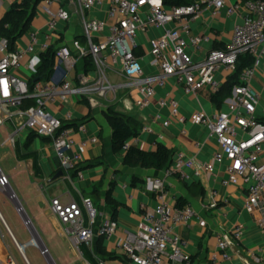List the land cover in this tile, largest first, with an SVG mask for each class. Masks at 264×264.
Here are the masks:
<instances>
[{"label":"built area","instance_id":"2783aa9c","mask_svg":"<svg viewBox=\"0 0 264 264\" xmlns=\"http://www.w3.org/2000/svg\"><path fill=\"white\" fill-rule=\"evenodd\" d=\"M22 1L16 0L15 3ZM59 3L61 0L44 1L43 10L49 17L46 31L29 33V42L24 49L18 47L11 52L8 40L0 39V106L3 111L0 127L7 120L16 122L15 132L9 141L15 142L21 132L34 133L38 138L50 140L66 178L72 181V174L83 161L84 154L90 146L97 145L99 139L77 141V135H87V126L80 124L65 128L66 123L74 120L72 113L59 118L50 111V107L67 104L73 97L82 99L91 93L106 95L114 91L107 75L109 70H117L132 82L131 86L138 93L135 107L139 111L152 106L156 89L164 88L169 79H174L186 95L207 91L211 97L222 88L218 74L224 72L227 78L232 76L239 57L248 54L254 59V65L241 76V84L234 87L232 97L225 103L226 109L212 116L198 113L190 119L192 124L206 131L208 139L218 142L220 151L212 162L206 164H195L184 153H176L170 167L164 170V177L150 181L157 198L156 208L143 214L135 230L123 232L118 249L122 264H193L186 252V242L175 232V228L179 225L189 227L194 222L205 228L207 222L191 206H172L167 201L166 182L175 175L185 183L194 180L202 182L214 177L217 166L225 163L226 179L222 181V186L236 187L240 183L246 186L248 193L244 211L249 214L263 212L259 228L264 237V163L261 162L264 124L259 121L261 117L258 115L262 93L256 90L253 83L258 69L264 64V1L238 0L233 4L229 0H192L188 6L166 7L162 0H110L107 19L103 21L89 16V11L102 8L104 0H70L71 5L79 8L84 44L75 40L71 48L57 49L55 69L63 64L69 76L79 63L90 56L96 78L89 82L84 77V82L78 86L69 80L62 83L39 82L30 92L29 84L16 73L26 59L33 58V62L38 63L40 55L52 48V39L57 37V20H69L64 10L52 11V7ZM206 10H210L213 16L225 14L227 19L238 18L239 23L234 27L231 41L225 49H213L204 60L194 62L190 52L199 53L205 44L212 41L210 36L195 33L193 28ZM151 28L164 30V34L150 41V54L158 73L146 76L142 61L135 54L136 38L138 32L147 33ZM29 97L36 99V106L21 110L23 100ZM5 106L15 112L5 111ZM159 106L169 108L173 117L185 123L175 100H161ZM156 120L160 121L161 116H156ZM169 126V121L163 123L164 128ZM141 133L152 134L153 130L144 127ZM182 134L186 135V132ZM138 138L133 141L138 143ZM131 146L130 142L126 143L123 152L126 153ZM78 175L82 180V174ZM9 187L10 179L0 167V189L7 190ZM211 195L212 200L205 209L223 211L229 205L228 199L217 201V191L214 190ZM83 205L87 218L74 201L64 204L56 199L51 204L52 213L65 227L71 244L79 252L83 247H92L96 236L110 241L119 231L118 222L95 209L89 198L83 199ZM0 219L3 221L1 215ZM242 233V227L237 225L233 236L241 239ZM31 244L43 258L49 257V251L35 239ZM228 248L227 240L221 239L218 249L225 261L230 260ZM19 251L25 264H30L20 247ZM219 257L215 253L212 260L216 262ZM7 264H17L12 255L8 256Z\"/></svg>","mask_w":264,"mask_h":264},{"label":"crops","instance_id":"0c3cea01","mask_svg":"<svg viewBox=\"0 0 264 264\" xmlns=\"http://www.w3.org/2000/svg\"><path fill=\"white\" fill-rule=\"evenodd\" d=\"M44 1L42 0L39 4L28 32L20 40L18 44L20 49L27 46L29 33L46 31L49 17L43 10ZM104 1V6L90 10L89 16L106 20L110 0ZM15 2L16 0H0V22ZM61 9L68 13L69 20H57V37L51 42L56 50L62 47L71 48L73 42L82 37V19L78 6L71 5L70 0H61V3L52 7L55 13ZM238 23V18L227 19L223 15L213 16L210 10H206L202 19L195 25L194 32L210 36L212 41L210 44H205L199 53L190 52L193 61L204 60L213 49H225ZM163 34L164 30L151 28L147 33H140L136 38L135 54L141 59L147 75L158 73L150 54V41L162 37ZM1 57L0 54V59ZM33 60V58L26 59L22 68L16 73L29 85L40 64V61L37 63ZM96 75L95 71L86 72L84 61H82L69 76L62 64L55 69L50 81L62 83L69 80L73 85L78 86L84 82V77L90 82L96 78ZM107 75L114 91L106 95L91 93L82 99L73 97L67 104H57L49 108L59 118L72 113L74 117L72 123L87 126V135H77L75 137L77 141L99 139V143L90 146L84 154L83 161L72 174V181L64 174L61 180L50 184L59 172L64 173L50 140L37 138L26 149L24 146L30 132H21L16 136L15 142H11L9 138L15 132L16 122L7 120L5 125L0 127V167L10 179V187L7 190L0 189V215L3 219V221L0 219V264H7L9 255L14 257L17 264H25L19 247L30 263L27 251L36 249L38 254L37 248L31 244L35 233L39 236L38 244L49 251V257L44 258L47 264L63 263L67 254L72 256L77 264H89L82 250L79 252L71 244L65 227L52 213L51 204L56 199L64 204L74 201L82 208L87 218L83 199L89 198L95 209L110 215L106 206V197L111 189L113 199L120 206L116 216L119 231L110 241H104L102 245L107 253L118 257H106V263L122 264L118 244L123 237V232L135 230L143 214L156 208L157 198L150 181L163 178L164 170L130 168L123 164L125 153L116 154L113 150V128L108 119L110 108H114L118 114L136 118L143 128L149 127L153 130L152 134L141 133L138 143L130 141L133 146L143 151L155 152L159 145H163L171 151L173 156L178 152L184 153L195 164L212 162L216 153L220 151L218 142L208 139L206 131L192 124L190 119L198 113L212 116L220 110H225V103L229 99L221 107H217L211 102L207 91L198 95H186L174 79H169L164 88L156 89L152 106L139 111L135 107L138 93L131 86L132 82L124 78L117 70H109ZM217 79L222 88H225L230 80L224 72L218 74ZM253 83L256 90L263 94L259 116L264 119V64L258 69ZM161 100H175L179 104L180 115L186 120L185 123L173 117L169 108H161L159 106ZM3 109L7 112H15L6 106ZM2 113L0 106V116ZM158 115L161 116L160 121L156 120ZM165 121L170 122L168 128L163 127ZM182 132H186V135ZM17 146L20 147V151L17 150ZM29 153L35 154L38 160L39 175L35 172L34 159L24 157ZM261 162L264 163V153ZM226 165V163L218 165L216 175L202 182L194 180L191 183H185L176 175L167 179V201L174 207H177L179 202L184 207L191 206L207 222L205 228H201L197 222L189 227L179 225L175 228V232L186 242V252L191 256L193 264H264V237L259 228L263 212L256 211L249 214L244 211L248 191L243 183L236 187L222 186V181L226 179ZM79 173L83 176L82 180L79 179ZM112 184L114 185L111 188ZM95 189L100 190V196L91 199V193ZM214 190L219 194L217 201L229 200V205L223 211L205 209L212 200L211 193ZM12 195H15L16 199ZM17 203L23 208L22 214L16 208ZM237 225L242 227L241 239L233 236ZM6 228L12 237L7 233ZM223 238L229 243V261L222 258V253L218 249L219 241ZM99 241L100 238L96 236L92 247L88 248L95 256H97ZM215 253L220 255L216 262L212 260V255Z\"/></svg>","mask_w":264,"mask_h":264},{"label":"trees","instance_id":"16d2710c","mask_svg":"<svg viewBox=\"0 0 264 264\" xmlns=\"http://www.w3.org/2000/svg\"><path fill=\"white\" fill-rule=\"evenodd\" d=\"M166 7H183L192 4V0H162ZM247 2L250 0H241ZM251 1H264V0H251ZM42 0H23L20 3H15L9 12L4 16L0 22V39H6L9 42L10 51L13 52L18 48V44L23 36L28 32L31 23L34 19L35 12ZM77 40L84 44V38L79 37ZM57 50L53 47L48 52L40 55V64L35 70L34 79L29 85L30 92L33 91L34 85L39 82H48L52 79L55 73V55ZM86 72L95 71L92 58L89 56L84 60ZM254 65V59L246 54L239 57L235 73L230 76V80L225 88L214 96H211V102L221 107L228 99L232 97V92L235 86L240 85V79L243 73L251 69ZM36 106V99L29 97L23 100L20 109L27 110ZM109 122L113 128L112 145L116 154L123 152L126 143L138 138L141 135L142 124L134 117H128L118 114L114 108H110L108 113ZM264 124V119H259ZM74 123L65 124V128L76 127ZM38 138L34 133H30L25 143V148L28 149L33 142ZM20 151V147L17 146ZM25 158L34 159V167L37 175L40 174V167L35 154L29 153L24 156ZM22 156V158H24ZM173 155L169 149L163 145H159L155 152H146L135 146H131L123 157V164L130 168H142L147 170H166L172 163ZM114 184L111 185V188ZM100 190L95 189L91 193V199L98 198ZM106 206L111 218L116 220L119 205L115 202L112 196V189L108 192L106 197ZM182 203L177 204V208H183ZM105 240L100 238L97 246V256L91 253L88 248L83 247L82 253L89 264H101L106 262L107 258L117 257L114 254H109L103 247ZM118 258V257H117ZM121 259V257H120Z\"/></svg>","mask_w":264,"mask_h":264},{"label":"rangeland","instance_id":"374dc122","mask_svg":"<svg viewBox=\"0 0 264 264\" xmlns=\"http://www.w3.org/2000/svg\"><path fill=\"white\" fill-rule=\"evenodd\" d=\"M238 0H230L231 3L235 4ZM223 16L225 17V14H223ZM198 24V23H197ZM196 25V24H195ZM195 25L193 26V28L195 27ZM138 35H140V33L138 32ZM42 40V38H41ZM150 47V45H149ZM264 63V62H263ZM144 68V66H143ZM144 73H145V69H144ZM74 75V74H73ZM146 76H149L145 73ZM261 93V91H259ZM262 100H263V94H262ZM259 115V112H258ZM40 140V138H38ZM38 254H36V249H31L27 251V256L30 260L31 264H47L46 260L40 256V251L37 249ZM58 264H77V262H75L74 258L72 256H70L69 254L66 255L65 257V262H61Z\"/></svg>","mask_w":264,"mask_h":264},{"label":"water","instance_id":"95a60500","mask_svg":"<svg viewBox=\"0 0 264 264\" xmlns=\"http://www.w3.org/2000/svg\"><path fill=\"white\" fill-rule=\"evenodd\" d=\"M64 177V173L61 171V172H59L52 180H51V182H50V184H53V183H55V182H57V181H59V180H61L62 178ZM12 197L14 198V199H16L15 198V195H12ZM16 208H17V210L22 214L23 213V208H22V206L19 204V203H17V205H16ZM25 219L27 220V218L25 217ZM27 223H28V221H27ZM38 234L37 233H35V235H34V239L36 240V242L37 243H39L38 242Z\"/></svg>","mask_w":264,"mask_h":264}]
</instances>
